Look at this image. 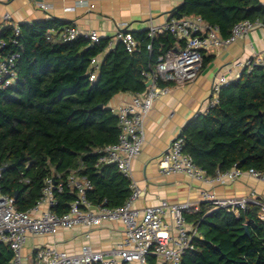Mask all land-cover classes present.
I'll list each match as a JSON object with an SVG mask.
<instances>
[{"label":"trees","instance_id":"obj_1","mask_svg":"<svg viewBox=\"0 0 264 264\" xmlns=\"http://www.w3.org/2000/svg\"><path fill=\"white\" fill-rule=\"evenodd\" d=\"M190 15L217 27L226 38L239 21L264 23V4L182 0L169 17ZM17 25L18 45L7 44L19 53L17 79L0 89L1 193L13 198L17 210L26 211L39 199L45 177L77 169L92 184L86 195L93 205H122L130 195L129 179L114 164L96 165L93 154L118 138L117 117L108 103L118 93L143 92L145 73H151L159 57L176 47L177 38L169 32L150 38L148 29L129 31L137 46L128 52L121 41L112 42L113 37H100L98 42L83 36L57 39L53 32L71 24L55 17ZM12 35L11 27L0 32L6 41ZM100 54L99 71L90 81V61ZM211 60L212 55L203 52L202 67ZM172 84L158 82L161 87ZM180 131L184 152L210 176L234 164L243 171L264 172V67L240 71L219 89L216 102ZM73 197L68 190L56 194L58 205L53 210L65 212ZM259 211V205L250 203L236 215L208 201L184 211V220L196 227V236L181 264H264V219ZM12 257L9 246L0 243V264H9ZM145 264L166 263L150 254Z\"/></svg>","mask_w":264,"mask_h":264},{"label":"built area","instance_id":"obj_2","mask_svg":"<svg viewBox=\"0 0 264 264\" xmlns=\"http://www.w3.org/2000/svg\"><path fill=\"white\" fill-rule=\"evenodd\" d=\"M37 5L44 10L50 8L48 3L40 2ZM75 5L94 6L86 0H77ZM3 20L4 26L0 32L6 27H11L13 35L9 41L0 37V89L8 88L16 82L15 63L19 56L18 51L7 48L8 42L18 45L14 36H18L19 27L12 21L9 12L3 14ZM258 26H264V23L249 19L239 21L232 26L229 36L223 38L217 27L209 25L197 15H190L180 18L171 16L162 26L149 28L150 38L163 32L173 34L178 40L176 47L159 57L151 73H145L147 78H152L151 85L143 92L133 93L129 101L111 108L119 126L117 141L93 151V154L97 155L96 165L114 164L117 170L129 179V197L122 205L114 208L93 205L86 195L92 184L89 179L79 174L77 169H72L65 175L53 172L45 177L39 199L26 211L17 210L13 198L1 193L0 189V243L12 250L13 257L9 264H117L118 261L123 264H145L146 257L150 254L161 259L162 263L181 264L182 255L192 248V239L196 236V227L188 224L183 217V212L192 206L187 202L170 204L165 200L158 205L142 209L133 206L134 200L139 196V188L131 178V162L140 153L145 139L144 120L154 100L168 90V86H159V81L176 84L193 81L201 70L203 52L231 44ZM53 34L62 41H71L78 36H83L91 42H98L100 39L96 30L79 31L74 26L64 27ZM114 41H121L128 52L135 50L137 46L129 31L121 26L115 32L112 42ZM147 47L150 48V45ZM102 57L103 54H100L91 59L88 72L90 81L95 80ZM256 65L264 67V57L256 56L245 61H236L234 68L239 72L244 69L250 71ZM239 72L235 75L236 78ZM231 81L221 78L213 84L215 102L219 89ZM158 166L164 174H182L191 180L207 184L235 181L243 173L264 181V172L253 169L243 171L235 164L224 172H216L214 176L208 175L184 152L181 131L170 140L162 152ZM64 190L73 193L74 197L65 212L56 213L53 210L58 205L56 194ZM202 197L214 206L227 208L236 215L248 204H257L260 206L258 216L264 219V204L255 199L218 198L209 190L203 191ZM166 211L171 215L172 224L163 222L162 216ZM105 221H120L124 226L121 240L109 251L93 250L88 244H83L76 253L45 246L34 252L31 262H26L22 248L29 235H50L60 229L76 226L90 230ZM85 237L88 238L89 233H86Z\"/></svg>","mask_w":264,"mask_h":264},{"label":"crops","instance_id":"obj_3","mask_svg":"<svg viewBox=\"0 0 264 264\" xmlns=\"http://www.w3.org/2000/svg\"><path fill=\"white\" fill-rule=\"evenodd\" d=\"M77 0H0V30L4 26L3 14L9 12L15 24L55 17L69 22L79 31L94 29L100 37H114L118 27L127 31H141L162 26L175 6L182 0H86L93 7L75 5ZM48 3L44 10L38 3ZM264 4V0H259ZM74 7L72 10L66 8ZM212 55V60L203 66L198 76L191 82L173 83L165 94L156 98L145 117V139L140 153L131 162V178L139 188V196L133 206L142 209L158 205L162 200L168 203L187 202L192 207L205 200L202 192L212 191L218 198L255 199L264 204V181L243 173L235 181L207 184L191 180L182 174H164L158 163L162 152L170 140L180 132L183 125L204 113L216 94L213 84L221 78L235 79L239 72L234 68L236 61L253 57H264V26H258L235 42L211 48L204 52ZM240 73V72H239ZM132 93H118L108 103V107L129 101ZM163 222L172 224L168 211L163 214ZM89 231V232H88ZM124 226L120 221H105L90 230L83 226L60 229L50 235H29L22 252L26 262H31L34 252L45 246H52L68 253H76L83 244L93 250L109 251L123 236ZM89 233L86 238L85 234ZM158 262L161 259L157 258ZM117 264H123L117 262Z\"/></svg>","mask_w":264,"mask_h":264},{"label":"water","instance_id":"obj_4","mask_svg":"<svg viewBox=\"0 0 264 264\" xmlns=\"http://www.w3.org/2000/svg\"><path fill=\"white\" fill-rule=\"evenodd\" d=\"M93 44H90V46H92ZM152 84V78L151 77H149V78H147V80L145 81V86L147 87V86H149V85H151ZM102 105L101 104H99L98 105V107H101ZM244 230H245V233H248V231H247V226L246 225H244Z\"/></svg>","mask_w":264,"mask_h":264}]
</instances>
